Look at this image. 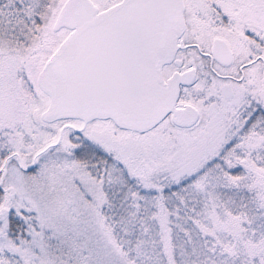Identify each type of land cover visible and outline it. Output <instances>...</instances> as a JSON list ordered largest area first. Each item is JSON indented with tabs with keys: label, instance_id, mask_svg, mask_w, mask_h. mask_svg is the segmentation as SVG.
<instances>
[{
	"label": "snow or ice",
	"instance_id": "1",
	"mask_svg": "<svg viewBox=\"0 0 264 264\" xmlns=\"http://www.w3.org/2000/svg\"><path fill=\"white\" fill-rule=\"evenodd\" d=\"M0 264H264V0H0Z\"/></svg>",
	"mask_w": 264,
	"mask_h": 264
}]
</instances>
